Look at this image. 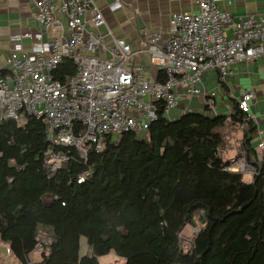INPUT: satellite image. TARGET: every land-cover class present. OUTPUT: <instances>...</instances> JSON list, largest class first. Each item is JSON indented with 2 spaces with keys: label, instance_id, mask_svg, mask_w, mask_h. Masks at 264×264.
<instances>
[{
  "label": "trees",
  "instance_id": "1",
  "mask_svg": "<svg viewBox=\"0 0 264 264\" xmlns=\"http://www.w3.org/2000/svg\"><path fill=\"white\" fill-rule=\"evenodd\" d=\"M74 70L64 59L55 76ZM244 116L186 112L170 120L160 106L148 141L124 132L91 149L87 162L70 149L52 175L42 163L43 121L27 114L23 124L0 121V241L22 264L37 244L33 264H99L110 252L124 264H264L262 178L244 181L225 170L222 156L231 131L242 128L246 144L253 137L255 125ZM195 218L201 228L184 252L179 234Z\"/></svg>",
  "mask_w": 264,
  "mask_h": 264
},
{
  "label": "built area",
  "instance_id": "2",
  "mask_svg": "<svg viewBox=\"0 0 264 264\" xmlns=\"http://www.w3.org/2000/svg\"><path fill=\"white\" fill-rule=\"evenodd\" d=\"M27 1L34 6L38 29L9 36L12 46L6 63L11 72L5 75L0 70V121L23 124L25 114L43 121L48 145L42 163L48 175L69 161L70 149L87 162L89 151L102 150L107 139L147 131L160 106L171 120V111L183 96L200 93L198 84L206 71H217L223 82L232 64L264 55V14L236 23L215 0H199L188 13H172L167 39L159 42L160 32H149L138 48L113 34L94 0ZM121 5L115 0L108 8ZM230 26L228 36L225 30ZM142 54L163 74L162 80L152 78L144 62L135 61ZM64 59L75 70L60 79L55 72ZM254 98L248 91L236 99L244 121L252 120ZM208 105L214 111L213 100ZM250 144L240 143L225 159V170L242 175L246 182L261 176L264 199V135ZM90 175L89 167L77 183ZM51 199L43 196L45 202ZM200 228L195 226L192 233Z\"/></svg>",
  "mask_w": 264,
  "mask_h": 264
},
{
  "label": "crops",
  "instance_id": "3",
  "mask_svg": "<svg viewBox=\"0 0 264 264\" xmlns=\"http://www.w3.org/2000/svg\"><path fill=\"white\" fill-rule=\"evenodd\" d=\"M101 9L107 26L113 34L127 40L132 47H140V39L149 32H160L159 42H164L167 35L170 16L174 12L188 13L195 10L199 0H120L122 5L116 10H110L108 4L115 0H94ZM215 3L229 10L234 22H240L249 16L264 14V0H215ZM34 6L27 0H0V70L10 75L7 65V55L12 46L10 34L16 31H36L37 21L34 18ZM231 26L225 33L231 36ZM24 47H28L24 43ZM135 61H142L152 78L158 72L147 60V54L138 56ZM231 73L220 82L215 70L206 71L198 87L200 93L193 96H183L178 105L171 111V119L180 117L183 113L194 112L213 117L224 115L230 117L238 110L236 99L245 92L253 91L252 121L255 125V135L247 145L256 143L259 135H264V55L246 61H240L230 66ZM213 100L214 111L208 105ZM228 147L222 153L223 159H228L235 153L243 140V130L238 128L228 134ZM234 147V148H232ZM228 152L232 154L226 155ZM87 253V251H86ZM85 253V254H86ZM81 255V252H80Z\"/></svg>",
  "mask_w": 264,
  "mask_h": 264
},
{
  "label": "rangeland",
  "instance_id": "4",
  "mask_svg": "<svg viewBox=\"0 0 264 264\" xmlns=\"http://www.w3.org/2000/svg\"><path fill=\"white\" fill-rule=\"evenodd\" d=\"M136 137L139 140L148 141L147 131H137ZM232 153L228 152L226 155L230 156ZM197 216V215H196ZM197 218V217H196ZM195 218L194 224H187L180 233L179 240L181 248L184 250L190 249L191 242L190 239H193L194 234L192 233V228L195 226H200L201 223L198 219ZM87 251V242L85 237L80 238V252L81 256H84ZM40 260V249H35L29 254V264ZM99 264H124L125 259L116 256L114 253H107L98 257ZM0 264H22L18 261L10 252L8 245L0 241Z\"/></svg>",
  "mask_w": 264,
  "mask_h": 264
}]
</instances>
